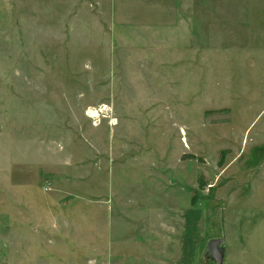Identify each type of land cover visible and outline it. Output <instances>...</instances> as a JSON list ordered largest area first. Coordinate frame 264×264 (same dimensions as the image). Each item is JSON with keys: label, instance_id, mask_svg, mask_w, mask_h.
Here are the masks:
<instances>
[{"label": "rangeland", "instance_id": "obj_1", "mask_svg": "<svg viewBox=\"0 0 264 264\" xmlns=\"http://www.w3.org/2000/svg\"><path fill=\"white\" fill-rule=\"evenodd\" d=\"M183 1L0 0V264H119L138 253L123 245L129 226L116 220L105 231L97 214L93 229L89 196L153 191L168 207L179 190L167 187L191 189L200 161L182 130L200 116L184 104L201 106L204 71L214 91L217 48L227 44L215 37V1L207 23L199 0ZM232 73L220 64V82ZM217 134L208 130V143L193 148L205 157L195 204L218 181ZM94 248L109 256L90 255Z\"/></svg>", "mask_w": 264, "mask_h": 264}, {"label": "crops", "instance_id": "obj_2", "mask_svg": "<svg viewBox=\"0 0 264 264\" xmlns=\"http://www.w3.org/2000/svg\"><path fill=\"white\" fill-rule=\"evenodd\" d=\"M210 1H215L216 6L211 13L216 24L215 37L221 44L227 45L217 48L214 91L209 90V75L204 71L205 81L199 88V94L205 90V95L201 96V106H193L194 100L185 101L184 105L190 110H196L195 113L198 110L200 120L199 123H187L182 132L188 153H191L188 155L199 158L197 176L205 170L202 164L205 157H201L193 148L197 144L208 143V130H216L225 146L219 149V155L224 151L228 154L222 167L218 163L214 166L218 181L215 179L217 182L213 195H205L199 189L201 197L195 205L192 203L195 197L192 188L197 179L195 175L190 179V190L175 185L167 187L164 193L171 189L179 190L173 193V200H169L168 207L166 199L162 198L158 202V194L153 191L128 196L119 192L116 196H99L95 193L89 196L93 229L97 214L105 215V231L110 232L116 220L129 226L128 231L125 225L121 227L129 238L123 245L130 246L132 242L135 247L136 243L138 253L134 255L127 252L119 264H216L209 253V243L217 239L225 241L223 264H264V155L251 162L252 152L264 150V0ZM189 2L184 0L183 4L190 7ZM208 2L199 0L201 17L205 23ZM200 33L207 34L206 30ZM203 37L200 36L201 53L206 50L202 43ZM187 47H184L186 55ZM190 49L194 47L190 46ZM224 54L229 55V60L220 58ZM220 64H226L227 70H232V77H235L236 70L239 71L241 82L235 83L231 76V82H220ZM221 115L227 121L220 123L218 119ZM237 118L245 121L239 133L234 128L239 121ZM191 134H199V139L191 141ZM120 156L124 157L123 154ZM143 179L151 182L153 175ZM181 193L186 194L185 208L176 205L175 200ZM111 246L114 244L111 243ZM90 255H100L101 260L109 256L106 252L99 254L95 248Z\"/></svg>", "mask_w": 264, "mask_h": 264}, {"label": "water", "instance_id": "obj_3", "mask_svg": "<svg viewBox=\"0 0 264 264\" xmlns=\"http://www.w3.org/2000/svg\"><path fill=\"white\" fill-rule=\"evenodd\" d=\"M209 253L216 264H223L225 257V241L223 239L210 241Z\"/></svg>", "mask_w": 264, "mask_h": 264}, {"label": "trees", "instance_id": "obj_4", "mask_svg": "<svg viewBox=\"0 0 264 264\" xmlns=\"http://www.w3.org/2000/svg\"><path fill=\"white\" fill-rule=\"evenodd\" d=\"M227 154H228L227 151L222 152L220 162L218 163V166H219V167L223 166ZM201 186H202V185H201ZM195 202H196V201H193V202H192L193 205H195Z\"/></svg>", "mask_w": 264, "mask_h": 264}]
</instances>
